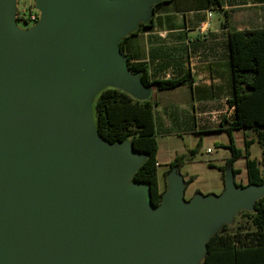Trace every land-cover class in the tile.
<instances>
[{
    "label": "water",
    "instance_id": "obj_1",
    "mask_svg": "<svg viewBox=\"0 0 264 264\" xmlns=\"http://www.w3.org/2000/svg\"><path fill=\"white\" fill-rule=\"evenodd\" d=\"M38 1L40 19L22 29L0 0V264H192L264 186L230 176L222 194L187 202L175 169L153 209L149 185L133 181L145 155L97 133L98 90L144 88L118 42L158 0Z\"/></svg>",
    "mask_w": 264,
    "mask_h": 264
},
{
    "label": "crops",
    "instance_id": "obj_2",
    "mask_svg": "<svg viewBox=\"0 0 264 264\" xmlns=\"http://www.w3.org/2000/svg\"><path fill=\"white\" fill-rule=\"evenodd\" d=\"M220 3L210 6L207 0H162L155 12L137 22L136 25L141 23L142 28L123 42L127 54L135 61L147 63L152 79L187 78L184 84L175 88L158 89L152 86L138 91L139 98H152L156 102L154 119L159 166L162 163L168 165L179 153L176 147L170 149V143L175 145V140H164L163 149L159 134L168 137L177 135L183 140L185 134L196 135L192 141L194 146L198 142L202 146L206 136H217L215 144L222 150V155L218 157L220 163L211 161L214 167L224 165L231 155L227 147L230 137L223 129L224 120L226 125L235 117V108L229 102L234 95L229 32L264 27V0H220ZM217 11L219 15H216ZM247 129L233 130L235 142L242 149L246 139H254V143L257 141V137L245 132ZM241 131H244L243 137L237 139ZM183 146L185 153L188 147ZM163 150H167L165 154ZM207 151L213 150L209 147ZM160 155L168 156L165 162L160 161ZM240 159L235 167L241 171L236 176L231 173V176L236 183H246V160L244 172L238 165ZM261 169L264 172L263 166ZM182 176L185 180L190 178ZM194 181L195 178L189 184ZM197 194L218 195L199 189L193 197Z\"/></svg>",
    "mask_w": 264,
    "mask_h": 264
},
{
    "label": "trees",
    "instance_id": "obj_3",
    "mask_svg": "<svg viewBox=\"0 0 264 264\" xmlns=\"http://www.w3.org/2000/svg\"><path fill=\"white\" fill-rule=\"evenodd\" d=\"M153 4V12L161 4ZM208 5H220V0H207ZM142 28L138 26L119 39V48L125 56L130 70L138 75L146 88H175L187 81V78L152 79L146 62L135 61L124 50L123 42ZM230 58L234 82V95L230 104L235 108L233 121L225 125L224 130L230 137L227 147L231 155L219 168L225 173L229 170L236 176L241 170L235 167L238 159L246 160L248 180L239 182V186H264V27L229 32ZM155 101L152 98L141 99L124 88L108 85L98 90L92 98V115L97 133L110 143L130 141L135 150L145 155L133 181L147 183L150 188L149 202L153 209L158 208L168 190L161 186L157 154L159 144L156 137L154 119ZM251 128L257 133V141L262 147V159L251 156L250 146L254 139L245 140V148L237 146L234 129ZM201 142L190 149L189 154H177L168 164L167 177L173 170L181 173V167L196 157ZM195 177L185 182L188 185ZM209 194H205L207 196ZM244 220L231 227L237 214ZM231 222L224 221L207 239L201 264H264V193L254 200L251 208H240Z\"/></svg>",
    "mask_w": 264,
    "mask_h": 264
},
{
    "label": "rangeland",
    "instance_id": "obj_4",
    "mask_svg": "<svg viewBox=\"0 0 264 264\" xmlns=\"http://www.w3.org/2000/svg\"><path fill=\"white\" fill-rule=\"evenodd\" d=\"M38 0H13V6H14V19L15 23L19 28L26 29L27 26L24 25L21 20L25 19L27 16L35 13L38 11ZM219 11L216 12V15H219ZM249 136H255L257 137V133L249 128L245 131ZM244 131H241L237 135V139H241L243 137ZM196 135L192 136L189 134L184 135V140L175 135L174 137H168V136H163L159 134V140L162 143V148L164 149L163 142L164 140H175V145H172L170 143V149L176 147L179 151L178 154H189L190 149L192 147L194 148V144H192L193 138H195ZM217 139V136H206L205 138V143L201 146L198 154L196 155L195 159L193 161L189 160L187 161L182 167H181V173L185 175L186 178H189L191 176L195 177V181L192 182L191 184L188 185V188L185 191V200L191 201L194 193L199 189L200 191L204 193H216L220 195V193L223 191L224 186L228 184L229 177L231 176V172L229 170H226L224 173L219 166L211 165V161L213 160L216 163H220V160L218 157H221L222 155V150L217 148V144H215V141ZM219 139V137H218ZM129 143V142H128ZM166 143V142H165ZM186 145L188 147L187 150H185L183 153V145ZM211 148L213 151L208 152L207 148ZM190 148V149H189ZM167 150H163V154H165ZM250 151L252 153V156H257V157H262V147L260 144L256 141L250 148ZM168 156L160 155V161L165 162ZM238 165L241 166L245 171V159H240L238 161ZM165 163H162L159 168H158V175H159V180L160 184L163 187H167L170 184L169 176L167 177L166 172H167V167ZM169 190V189H168ZM168 192H166L165 196L168 195ZM251 208V204L249 205H244L242 208ZM163 210L161 207L160 209L157 210H150L148 209L146 211L147 216H152L155 213H158L159 211ZM244 220L242 214H237L235 217V221H229L231 227H236L237 224ZM202 259L198 262V264H201Z\"/></svg>",
    "mask_w": 264,
    "mask_h": 264
},
{
    "label": "bare ground",
    "instance_id": "obj_5",
    "mask_svg": "<svg viewBox=\"0 0 264 264\" xmlns=\"http://www.w3.org/2000/svg\"><path fill=\"white\" fill-rule=\"evenodd\" d=\"M91 129H92L94 135L96 136V139L98 140V142H99L100 144L106 146V147L108 148V150H109L112 154H114V153H115V150H116V146L113 145V144H108L107 142L103 141L102 139H100V138L97 136V134H96V132H95L94 125H93V122L91 123ZM207 237H208V235L202 237V240L205 241ZM202 256H203V251H202V252H201L196 258H193V260H192V264H198V262L201 260Z\"/></svg>",
    "mask_w": 264,
    "mask_h": 264
},
{
    "label": "built area",
    "instance_id": "obj_6",
    "mask_svg": "<svg viewBox=\"0 0 264 264\" xmlns=\"http://www.w3.org/2000/svg\"><path fill=\"white\" fill-rule=\"evenodd\" d=\"M40 17H41V13L38 10L37 12H35V13L27 16L25 19L21 20V22L24 25H26L27 28H31V27H33L38 22V20L40 19Z\"/></svg>",
    "mask_w": 264,
    "mask_h": 264
}]
</instances>
